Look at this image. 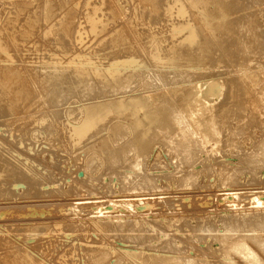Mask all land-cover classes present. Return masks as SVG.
<instances>
[{
	"label": "rangeland",
	"instance_id": "1",
	"mask_svg": "<svg viewBox=\"0 0 264 264\" xmlns=\"http://www.w3.org/2000/svg\"><path fill=\"white\" fill-rule=\"evenodd\" d=\"M50 1H52L53 3L52 2L50 3ZM64 1H65L66 6L64 5ZM79 1L80 3L82 2L81 4L84 5L83 7L82 5H80V7L78 8ZM104 1L105 0H102V1L61 0V3H59L60 0L59 1L57 0H36V1L35 0L33 1L32 0H0V43H1L0 51H1V54L4 52L2 56L0 54V61L2 62V63L0 62L2 64V65L0 64V67H1L0 72L2 71L3 68H7V67L9 69L12 68L13 70V68L18 64L14 68L13 71L15 75L17 76L16 77L17 81L19 78V82L21 86H23L22 88L24 89L25 87L28 93L27 100L26 101L24 100L25 102L24 101H22V103L19 102V104L15 108H11L10 106L11 95L6 94L4 88L0 85L1 87L0 89V115L2 114L0 116V125H1L0 126V152H1L0 153V163L1 162L4 164L13 163L12 164L13 168L17 169L15 170L16 174L13 172L15 175H13V177H11L12 176L11 175L10 178L8 177L5 184H3V178H0V180H2L0 182V213L2 212L0 215L1 216L0 217V264H20L19 258H18L19 255L20 254L24 255L27 253H29L30 256L33 258L32 262H35V263L46 262V264H75V262L77 264L78 263L79 264H98L96 258L103 257V256H104V262H103L104 264H136V263L137 264H156L157 259L161 257L178 258L184 261L185 259H188L189 261L187 260L188 262L185 264H190V262H197L198 264H249L244 259L242 254H239L238 252H233L231 250L233 245L238 244L239 242H241L242 239H244V242L251 249L253 254H255L258 257L259 261L261 262L260 264H264V238H263L264 235H262L264 234V206L259 208V210L257 209L254 210L255 207L252 202V199L255 197V195L256 197H258V199L260 198L261 201L264 200V196H263L264 193L261 194L262 192H264V188H263L264 187V25H263L264 24V16H263L264 11H262L264 10V0H226V1L219 0V1H222L225 5H227L226 7L227 30L214 32L213 41L216 43H223L222 41L226 42L225 44L227 46L226 48L227 50L224 53H222L221 51H219V49L215 45L214 46L212 45L210 47V54H212L211 59L209 60L208 63H206V65L200 68H196V67H192L188 65V63H185L186 61L183 60L184 62L181 61L179 63L180 65L175 66L170 69H167V68L164 69L163 66L157 65V63L150 60L149 57L144 52L142 53L141 51H138V48L135 45L138 44L139 42L140 43L142 42V44L143 43L146 44L149 40H154L156 42H159L160 45L170 46L171 43L175 41L173 39L175 36L173 32V27L176 25L177 22L178 24H180L181 21L183 23L184 21H186L185 23H190L193 25L195 24V26L198 25L197 20H199V17H197V15L200 16V13H199L200 6L199 7L196 6L197 8L194 6L191 7L186 0L183 2H181L182 0L180 1L179 0H169V2L168 0H157V1L156 0H150V1L137 0V2L135 0L134 1L132 0L133 1L132 4L130 3L129 0H126V1L117 0V2L116 0H106L105 2ZM114 1L119 7L118 15L111 13L112 11L111 6H112V2ZM118 1H119V4H118ZM122 1H124V3ZM127 1H129V3H127ZM159 1L164 4H160ZM204 1L206 4L208 3L207 7H210L211 9H213V3L215 2V0H211V1L210 0H200L199 2H204ZM235 1H237L238 4ZM22 2H26V5H25L26 8L23 5H20ZM42 2L45 7H49V13H50L49 17L50 18L47 20L43 18L44 17L43 10L45 7L43 6ZM146 2L148 4L150 2V5L152 3L153 6L155 5V7L154 8H152V6L149 7V5ZM185 2H187V4ZM32 3L34 4L33 6H35V8H33ZM101 4H102V7H101ZM139 4L140 5L142 4L141 7H139L140 6ZM168 4L171 5L172 8L168 6ZM230 4L231 6H229ZM132 5L134 7L136 5V7L133 8ZM143 5H144V8H143ZM161 5H165L166 8ZM257 5H258L257 7L258 9L256 8ZM107 6H108V9L106 8ZM185 6H187L186 8L188 9L185 10L184 9ZM50 7H51V10H50ZM98 7L101 9H99ZM122 7H125V9L124 8L122 9ZM174 7H175V10L173 9ZM83 8L85 10H83ZM127 8L128 10H126ZM130 8L131 9L133 8V9L131 10ZM136 8L137 10H141V11L137 12ZM161 8L163 10V13L161 11ZM232 8L233 9L235 8V10H233ZM52 9H53V12H51ZM147 9H149L150 11L152 9L154 11L155 9H157L158 11L156 10L157 11L156 13L152 10L151 12L152 13L154 12V14H152L151 12L147 11ZM177 9L178 11L181 9L182 14L179 13ZM29 10L31 12H29ZM197 10H198V14H197ZM92 11H93V14H92ZM97 11L100 14L99 13L97 14ZM144 11H147V12H144ZM13 12H15L17 15ZM106 12L109 13V15ZM122 12L123 13L125 12V13L123 14ZM135 12L137 14H139L140 12V15L143 13L141 16L144 19L140 18L141 19L140 20L139 17L141 16L137 15ZM64 13L66 14L67 17L65 16ZM85 13L87 16L85 15ZM150 13H151V16H150ZM173 13L174 14L176 13V14L174 15ZM259 13L262 15H260ZM71 14L74 16L72 17ZM103 14L106 16H103ZM95 15L97 17H95ZM107 15L111 17V19ZM130 16H131V19H129ZM187 16H191V17H187ZM62 17L64 18V20L62 19ZM85 17H89V18L95 17L94 19L96 20L100 19L103 22H106V20L108 19L107 20L108 24H111V21H113L112 22L114 24L113 28H115L116 26H119V28L116 27V29L118 30L115 29L114 31L113 30L111 31L112 27L110 25L111 28L109 27L107 30L105 29L106 31L105 30L101 31L102 33L106 32L105 34L103 33V35L100 31L98 32L97 30L91 31L90 33V30H89L90 28H87L88 25L86 23V19H84ZM152 17H153V21L151 20ZM104 18L105 19L107 18V19L105 20ZM156 18L160 20H156ZM171 18L173 19L171 20ZM37 19L38 20L40 19V20L38 21ZM128 19L130 21H128ZM136 19L138 20V22ZM164 19L165 21H163ZM31 20L37 21V22L35 21L36 24L35 22L34 24H32L33 27L32 25H29V22ZM144 20L146 22H144ZM174 20H175V23H174ZM139 21L143 23H140ZM157 21H159L160 23ZM242 21L245 23V25ZM62 22L63 24L64 22L65 24H68L70 33L65 34V32H63ZM82 22H84L85 24ZM134 22H135V25L133 26ZM163 22H165V25L163 24ZM249 22H250L251 28L253 29V35L255 34L256 36L258 34L256 36L257 39H255L256 43L254 44L253 43L248 44L250 40L247 42V40L250 39L249 37L250 35L248 32L250 30V29L248 30ZM78 23H82V26L81 24L79 26ZM18 24L21 25V27ZM37 24L38 26H36ZM156 24L158 26H156ZM170 24H172L173 26ZM51 25H53V27ZM85 25L87 26L85 27ZM142 25H144V28H141L143 27ZM43 26H44V29H43ZM75 26H77V29ZM129 26L132 28V31H131L132 41L130 40V38H128V40L126 39L124 41L125 44L123 43L125 48L121 47L123 45L112 48L113 44L110 41L111 35L113 36L117 31L121 32L122 29L125 30ZM147 26H149V28ZM81 27H83L84 29ZM150 27H153L152 31H150L151 30ZM242 27L243 29H240ZM31 28L33 30H31ZM80 28H81V31H80ZM138 28H140L141 30L139 29V31H136L138 30ZM46 29H47V32H45ZM73 29L75 30L77 35L76 33L74 34ZM256 29L258 30V32ZM49 30H51V32H49ZM164 30L166 33L164 32ZM19 31L21 32L19 33ZM82 31H85V32H83L82 33L83 35L81 34L82 37H80L79 36L80 34H78V32L81 33ZM233 31H235V33ZM24 32L25 33L27 32V34H25ZM92 32H95V35L97 37L94 36V33ZM107 32L109 34H107ZM158 32H161V33H159L158 35ZM72 33L74 35H72ZM91 34L93 36L91 38L93 39L88 37ZM97 34L100 35V38ZM145 34L147 35L145 36ZM239 34L241 35L239 36ZM203 35L204 34L202 33L201 38H200L202 41H204ZM71 36H74L75 38L74 37L71 38ZM77 36L79 40L81 38V42L78 40ZM139 36L143 37V38L141 37L143 41H140L141 39ZM241 36L242 37L244 36L243 38L245 40ZM165 37H167L168 39ZM82 38L84 40H82ZM135 38L137 39L138 42L135 41ZM227 38L229 41L227 40ZM238 38H242V40L247 42L246 46L248 50L246 49V46L237 47V45L236 46L234 45V42ZM25 39L29 42V44H26L27 41ZM95 39L97 40L99 39L98 42L95 41V43L97 42L98 45L94 43ZM24 41H26L25 45L22 44V42L24 43ZM90 41L92 42L90 43ZM102 41L104 43L106 42L105 45ZM63 42L66 45H63ZM74 42L76 43L78 42L77 44L79 46L75 44ZM127 42H128V46H127ZM79 43H81V45ZM49 44L53 46H50ZM73 44H75V46ZM97 46L99 48L95 50ZM105 46L108 47V49ZM230 46H233V47L231 48ZM2 47H4L3 51L1 50ZM7 47H8V50H7ZM73 48L77 50L75 51ZM85 48L88 50H86ZM109 49L113 51V53ZM129 50H131V52ZM180 50H181L180 52H182L183 55H186L188 53V51L186 50H183V49H180ZM5 51H7L8 53L7 52L5 53ZM249 51L250 53H248ZM46 52H48L50 55L47 54ZM132 52L134 53L132 54ZM59 53L63 55H60ZM81 53L84 56H80ZM84 53H89V54H84ZM102 53L103 55H101ZM234 53L236 55H234ZM44 54L48 55L49 58L48 56H45ZM92 54L93 55L96 54L95 58L97 57V59H99L98 57L101 56L100 62L99 60L94 61L95 59L92 57L93 56ZM113 54L117 56L115 57ZM249 54H251L250 57H249ZM64 55L69 58L65 57ZM74 55L76 57H74ZM86 55L87 56L90 55V56L87 58ZM130 57L131 58L133 57V58L131 59ZM4 58H7V59L5 60ZM8 58L10 61L11 60L12 61L10 62ZM62 58H64V61L62 60ZM82 58H84V60ZM89 58H92L90 59L91 61L87 60ZM141 58H143L142 61H141ZM221 58L223 59V61ZM80 59H81V62H80ZM124 59L126 60L123 63ZM3 60H5L6 63ZM104 60H106L107 62ZM127 61L128 63L133 62V65L140 67L142 70L137 72L138 74L137 73L134 74V79H132L133 83H131L126 89L135 88V92H139V93L147 91V90H149L150 92H157L154 95V98L156 99L154 102H155V105L160 108L167 107L169 106V104H171L169 100L171 99L172 94L167 95L165 93L166 94L165 95L164 94L165 87L171 85L172 83H181L182 81H192V79L193 81L195 80L200 81V79L203 80L204 78L203 81L207 82L206 84L210 86L213 90H215L214 91L215 93L213 96V105H215V109L217 110V112L215 113V115L217 116V120L219 119L218 121L222 123H225L226 121L227 123V124L226 123L224 124L225 127L220 126V128L222 127L224 128L220 129L221 130L219 131L220 135L218 134L217 140H214L211 137H205L203 135L200 137L196 135L195 137V135L192 134L191 129H189L190 127L189 128L185 127L186 125L184 124V122L179 121L178 119L172 120L173 124L171 125L178 127V130L173 131L174 133L172 134L167 133L170 131H167L164 129V130H161L160 134L155 133L152 135L151 134L141 135L142 131L140 130L142 129L138 127L137 130H134L133 125H131L128 122L127 118L126 119H114L118 123L124 124V126L116 127L114 124H109V121L113 119L112 118L113 116L114 117L120 116L119 113L113 110L110 116L108 117V119L106 120V122H103L95 130L91 131L81 141V143L77 145H73L72 139L69 137L68 132L66 130L69 129L72 123L74 124L75 122H77V119H79L78 117L82 115L81 109L79 110V108H81V105L83 104V102L91 101L93 100L92 98H94V100H96V98L104 100V98L106 99V97L112 96L111 94H109L112 91L106 88H103V85L95 81V83H92V86L90 84L87 87L85 85L79 86L77 88L70 87L69 89H67L69 91V94L67 95L69 96L67 95L66 96L62 95L63 97L53 96L47 91H45L44 89H42L35 82V80L30 75H28L27 72L25 71V70H30V69H39V68L41 69V68H44L46 64L47 65L45 68H49V67L51 68L55 66L56 67L57 66L58 67H70V66L75 67V65L76 67L85 66L86 64H88V62H89L88 64L89 66L96 65V64L97 65H106V64L108 65L109 63L110 64H120V63L126 64ZM63 62L66 64H64ZM72 63H74L73 66H72ZM12 65L14 66L12 67ZM176 67L177 68L179 67V68L176 69ZM16 68H18L19 70ZM23 68L24 69L26 68V69L24 70ZM157 68H159L158 73H157L158 71ZM243 69L253 72L256 75H259V77L257 76V79L261 81L259 82L256 79L258 82L251 83L252 81L249 82V80L245 82L246 79L244 78L243 80H241L240 74L242 73ZM204 70L205 72H203ZM149 71L150 73H148ZM178 71L180 73L179 75H178ZM143 72H145L146 74ZM138 75L142 76V77L140 76L141 79L139 78ZM153 75H154V78H153ZM226 77H227V80H225ZM164 78H167L165 79V81L168 84L164 82L163 80ZM159 79L161 80V82H159L160 81ZM152 80L155 81L156 83H152ZM219 80L223 81L221 85L219 84ZM33 81L35 84L33 83ZM224 82L226 85L224 84ZM139 83H141L140 86H139ZM254 83L255 84L257 83L256 84L257 87H258V84L260 86L262 85V89L260 88V86L258 88L254 87L255 86ZM20 84H11L10 89L13 90V93L14 91L18 89L17 85L19 86ZM150 85L154 89H151ZM157 85L160 86V88H158ZM161 85H163L162 88H161ZM251 85L252 87H250ZM13 87L14 88L16 87V88L14 89ZM249 88L252 90L256 89L255 91H259L262 94L263 98L261 99V104L259 102L260 109L257 111L254 110V105L250 104L251 101H249L248 97L246 96L245 90L247 91L249 90ZM73 89L74 90L76 89V90L74 91ZM126 89L124 88L120 92L122 91L124 92L126 91ZM234 89H235V93H234ZM36 91L41 92L43 95L47 96L46 97L47 100L45 101V103L39 102L37 104H30V101H32L33 98H35V95L37 94ZM78 91H79L80 96L77 95ZM239 91L241 93H239ZM242 91L244 92V94ZM120 92L116 91L115 93H120ZM64 94H66L65 91H64ZM239 94H241V96ZM88 96L89 97L91 96V98H89ZM59 97L65 103L64 102L62 103ZM64 97L66 98V100H64ZM73 97H76V101ZM72 98H73V101H72ZM78 98L80 102L77 100ZM241 98H243L244 101ZM220 99H223V101L221 100L220 102L219 101ZM234 101L236 102L234 103ZM67 102L69 105L67 104ZM73 102H76L77 105L76 103H73ZM219 105L220 107H218ZM221 108H222V111H220ZM47 113H48V116H47ZM246 113H247V118H245ZM13 114H14V117L12 116ZM68 115L70 117H68ZM21 116H23L24 118H22ZM76 116L77 118H75ZM47 119L49 120V122ZM17 121H18V124H17ZM55 122H58V123H55ZM161 125L163 126V123L157 124L154 127V129H158V127ZM57 126L58 127L60 126V127L58 128ZM52 131L55 134L56 133L58 134L55 135ZM186 134H188L187 135L188 137L186 136ZM221 134H223L222 135L223 137L221 136ZM26 135L30 138H28ZM8 137H13V138L8 139ZM19 138L21 141L19 140ZM123 138H125V140ZM102 139H105L106 141L102 142L101 141ZM136 140L137 141L139 140L150 141V144H152L151 146L153 148V151L155 150V152L149 155V158L148 156H146L143 159H138V156L132 155L126 159L127 164L137 163L138 165H140V168L135 169L133 168V166L132 167L131 166L122 167V165L119 164L120 160L115 159L114 161H111L109 159L110 154L106 153V149L104 148L105 144L108 145V144H111L112 142H115V143L120 142V146L124 145L125 147H127L128 142H135ZM221 141H222V145L220 144ZM236 143L237 145H235ZM158 147H160L159 148L160 150L157 149ZM210 147L211 149H209ZM7 148L8 150H6ZM14 150L17 151L18 154L17 152H14ZM115 151L119 152V150H115ZM25 158L26 159L28 158V160L29 159L30 160L28 161ZM11 159H14V160H11ZM181 160L183 163L180 162ZM18 169L28 171L29 178L25 179V177H22ZM246 169L248 170L246 171ZM17 176H19V178ZM36 176L40 177L41 180H39L40 178ZM142 178L148 181L149 185L147 187H149L151 190H146V192H143L145 188L143 187L139 188L136 186L135 181L137 179H142ZM17 181L19 183H22L21 184L22 186L18 190L16 189L17 191L16 190L13 191L12 188L8 187V182H17ZM152 183L154 184V186ZM6 187L7 189H12V191H10L12 193L11 194L8 193L9 194L8 196L7 195L5 196L4 194L5 191L6 192L8 191V190H5ZM14 192H17V193L13 194ZM233 192L236 193L238 199L232 198L230 194ZM6 199L7 200L9 199V200L7 201ZM141 199L146 200V201H142L141 204L147 203V201L150 203L151 201L150 205L147 206L146 208L143 207V205H141L139 202V200ZM15 201L18 203H16ZM251 202L253 205L251 204ZM3 203H6V204L4 205ZM74 203H78V204L80 203V205L74 208L73 207ZM14 206L17 207V210L13 209ZM8 207L12 209L10 208L8 209ZM33 207L38 208L37 210L39 212H40L39 208L40 209L42 208V210H44L45 213L43 212L39 213ZM26 210L30 211L33 216H29V212H27ZM34 210L38 214L34 212L36 214L34 215L33 214ZM241 211L244 213H242ZM25 213L28 216L27 215L25 216ZM19 214H21L22 216ZM39 214H43V215L39 216ZM244 215L246 216L244 217ZM254 218H259V219L254 220ZM33 223L34 225L32 226ZM34 226L37 228L36 231L31 232L27 230L29 227H34ZM40 232L42 234H40ZM254 232L255 233L261 232L260 237L253 235ZM30 233H33L34 235L36 234V236ZM231 233H236V236L230 235ZM27 235L29 236L31 235L32 238L27 237ZM249 235L250 236L252 235V236L250 237ZM19 241L21 242L23 241L22 242L23 244H20ZM260 241H262V245L257 244V242H260ZM168 242L170 244H168ZM63 245L66 247H64ZM27 246H28V249H27ZM10 249L12 251L14 250L15 252L14 251L12 252ZM72 249H75V250H72ZM29 254L27 255L29 256ZM38 256H40L41 258ZM12 258L13 260H11ZM47 259L49 260V262H47L48 261ZM150 260L151 262H149Z\"/></svg>",
	"mask_w": 264,
	"mask_h": 264
},
{
	"label": "bare ground",
	"instance_id": "2",
	"mask_svg": "<svg viewBox=\"0 0 264 264\" xmlns=\"http://www.w3.org/2000/svg\"><path fill=\"white\" fill-rule=\"evenodd\" d=\"M33 1V0H32ZM36 1V0H35ZM57 1H59V0H57ZM98 1H102V0H98ZM106 1V0H105ZM104 1V2H105ZM120 1V0H119ZM119 1H118V4H119ZM126 1V0H125ZM130 1V3L132 4V2L134 1H132V0H129ZM129 1H127V3H129ZM136 2H137V0H135ZM143 1V0H142ZM146 1H150V0H146ZM157 1V0H156ZM180 1V0H179ZM183 1H185V0H182L181 2H183ZM187 2H188V4L192 7V6H194V7H196V6H200V8H199V13H200V16L199 15H197V17H199V20H197L198 21V25L197 26H195V24L193 25V24H190V23H185L186 21H184V23L181 21H179L180 22V24H178V22L176 23V25L173 27V32H174V42H172V40H171V45L170 46H163V45H160L159 44V42H156V41H154V40H149L146 44H142V42L139 44H136L135 46L138 48V51H141L142 53L144 52L148 57H149V59L150 60H152L153 62H155V63H157V65H159V66H163L164 67V69L165 68H167V69H170V68H173V67H175V66H178V65H180L179 63L181 62V61H183V60H185L186 62L185 63H188V65H190V66H192V67H196V68H200V67H202V66H204V65H206V63H208L209 62V60L211 59V55L212 54H210V47L213 45H215L218 49H219V51H221L222 53H224L227 49V46H226V42H224V41H222L223 43H216V42H214L213 41V34H214V32H219V31H225V30H227V25H226V21H227V11H226V7H227V5H225L222 1H219V0H215V2L213 3V9H211L210 7H207L208 5V3L206 4L205 3V1L204 2H199L200 0H186ZM211 1V0H210ZM226 1V0H225ZM44 2V1H43ZM43 2H42V4H43ZM46 2V1H45ZM52 1H50V3H51ZM71 2V1H70ZM116 2H117V0H116ZM123 3H124V1H122ZM160 2V1H159ZM158 2V3H159ZM164 2V1H163ZM168 2H169V0H168ZM187 2H185L186 4H187ZM207 2V1H206ZM234 2V1H233ZM236 3H237V1H235ZM239 2V1H238ZM31 3V2H30ZM49 3V4H50ZM53 3V2H52ZM59 3H61V0H60V2ZM82 3V2H81ZM80 3V1H79V6H78V8L80 7V5H82ZM84 3V2H83ZM89 3H90V1H89ZM94 3H96V2H94ZM100 3V2H99ZM121 3V2H120ZM139 3V2H138ZM142 3V2H141ZM147 3V2H146ZM145 3V4H146ZM152 3H153V1H152ZM151 3V5H150V2H149V7H151L152 6V8H154L155 7V5L153 6V4ZM156 3V2H155ZM154 3V4H155ZM172 3H173V1H172ZM202 3V4H201ZM228 3V2H227ZM235 3V4H236ZM42 4H41V6H42ZM57 4V3H56ZM77 4H78V2H77ZM137 4V3H136ZM160 4H164V3H161L160 2ZM159 4V5H160ZM167 4V3H166ZM185 4V5H186ZM210 4V3H209ZM238 4V3H237ZM20 5H23L24 7H25V5H26V2H22ZM19 5V6H20ZM34 4L32 3V6H33ZM37 5V4H36ZM64 5L66 6V4H65V1H64ZM76 5V4H75ZM87 5V4H86ZM89 5V4H88ZM94 5V4H93ZM140 5V4H139ZM142 5V4H141ZM141 5L139 6V7H141ZM158 5V4H157ZM261 5V4H260ZM259 5V6H260ZM31 6V5H30ZM43 6H44V4H43ZM46 6H47V4H46ZM68 6H69V4H68ZM67 6V7H68ZM71 6V5H70ZM84 5H82V7H83ZM95 6H96V4H95ZM124 6H125V4H124ZM127 6H128V4H127ZM126 6V7H127ZM133 6V5H132ZM161 6H164L165 7V5H161ZM168 6H170L171 7V5H169L168 4ZM179 6V5H178ZM181 6H182V4H181ZM189 6V7H190ZM229 6H231V4L229 5ZM237 6V5H236ZM240 6V5H239ZM28 7V6H27ZM45 7V6H44ZM91 7V6H90ZM89 7V8H90ZM101 7H102V4H101ZM104 7V6H103ZM112 11H111V13H114V14H117L118 15V13H119V7H118V5L115 3V1L114 2H112ZM135 7H136V5H135ZM134 6H133V8H135ZM147 7V6H146ZM148 7V8H149ZM163 7V8H164ZM177 7V6H176ZM187 6H185L184 7V9L186 10V9H188V8H186ZM190 7V8H191ZM235 7V6H234ZM258 7V5L256 6V8ZM26 8V7H25ZM33 8H35V6H33ZM56 8V7H55ZM76 8H77V6H76ZM86 8V7H85ZM88 8V9H89ZM99 8V7H98ZM98 8H96V9H98ZM107 9H108V6L106 7ZM125 9V7H122V9ZM132 8V9H133ZM143 8H144V5H143ZM142 8V9H143ZM160 8V7H159ZM166 8V7H165ZM172 8V7H171ZM178 8V7H177ZM180 8V7H179ZM197 8V7H196ZM229 8V7H228ZM23 9V8H22ZM61 9V8H60ZM63 9V8H62ZM99 9H101V8H99ZM103 9V8H102ZM105 9V8H104ZM121 9V8H120ZM121 9V10H122ZM131 9V8H130ZM131 9V10H132ZM139 9V8H138ZM174 10H175V7L173 8ZM172 9V10H173ZM233 9V8H232ZM251 9H252V7H251ZM254 9H255V7H254ZM258 9V8H257ZM31 10V9H30ZM29 10V12H31ZM38 10V9H37ZM50 10H51V7H50ZM56 10V9H55ZM65 10V9H64ZM63 10V11H64ZM69 10H70V8H69ZM83 10H85L84 8H83ZM93 10V9H92ZM95 10V9H94ZM126 10H128V8L126 9ZM135 10V9H134ZM136 10H137V8H136ZM145 10V9H144ZM153 10V9H152ZM151 10V11H152ZM157 9H155V11L154 12H156L157 13V11H156ZM229 10V9H228ZM233 10H235V8L233 9ZM238 10V9H237ZM260 10V9H259ZM10 11V10H9ZM34 11V10H33ZM44 12V17L43 18H45L46 20L47 19H49L50 17H49V15H50V13H49V7H45L44 8V10H43ZM125 11V10H124ZM138 11H141V10H137V12ZM147 11H149V12H151L149 9H147ZM147 11H144V12H147ZM161 11H162V13H163V10H162V8H161ZM177 11H178V9H177ZM187 11H189V10H187ZM196 11V10H195ZM254 11H256V10H254ZM261 11V10H260ZM262 11H264V10H262ZM35 12V11H34ZM42 12V11H41ZM40 12V13H41ZM51 12H53V9H52V11ZM59 12V11H58ZM62 12V11H61ZM67 12V11H66ZM77 12V11H76ZM86 12V11H85ZM103 12V11H102ZM132 12V11H131ZM143 12V11H142ZM141 12V13H142ZM154 12L152 13V14H154ZM179 13H181L182 14V12H181V9L178 11ZM177 12V13H178ZM232 12V11H231ZM237 12H239V11H237ZM13 13H15V12H13ZM25 13V12H24ZM70 13V12H69ZM88 13V12H87ZM95 13V12H94ZM99 12L97 11V14H98ZM104 13V12H103ZM107 13V12H106ZM120 13H121V11H120ZM123 13V12H122ZM125 13V12H124ZM123 13V14H124ZM127 13V12H126ZM136 13V12H135ZM134 13V14H135ZM151 13H150V16H151ZM159 13V12H158ZM162 13H160V14H162ZM185 13V12H184ZM235 13V12H234ZM256 13H258V12H256ZM262 13V12H261ZM16 14V13H15ZM30 14V13H29ZM28 14V15H29ZM39 14V13H38ZM54 14V13H53ZM59 14V13H58ZM61 14V13H60ZM65 14V13H64ZM82 14V13H81ZM84 14V13H83ZM90 14V13H89ZM88 14V15H89ZM92 14H93V11H92ZM100 14V13H99ZM102 14V13H101ZM105 14V13H104ZM103 14V16H106V15H104ZM108 15H109V13H107ZM137 14V13H136ZM135 14V15H136ZM143 14V13H142ZM141 14V15H142ZM149 14V13H148ZM174 14V13H173ZM176 14V13H175ZM174 14V15H175ZM186 14V13H185ZM197 14H198V10H197ZM240 14V13H239ZM260 14V13H259ZM10 15H11V13H10ZM17 15V14H16ZM27 15V16H28ZM32 15V14H31ZM42 15V14H41ZM52 15V14H51ZM63 15V14H62ZM68 15V14H67ZM72 15V14H71ZM85 15H86V13H85ZM84 15V16H85ZM107 15V16H108ZM137 15H140V12H139V14H137ZM136 15V16H137ZM140 15V16H141ZM156 15V14H155ZM192 15H194V14H192ZM228 15H229V13H228ZM234 15H236V14H234ZM249 15H250V13H249ZM260 15H262V14H260ZM9 16V15H8ZM37 16V15H36ZM53 16V15H52ZM57 16V15H56ZM65 16H66V14H65ZM74 15H72V17H73ZM84 16H82V17H84ZM87 16V15H86ZM99 16V15H98ZM102 16V15H101ZM102 16V17H103ZM115 16V15H114ZM120 16V15H119ZM147 16V15H146ZM145 16V17H146ZM158 16V15H157ZM162 16V15H161ZM184 16V15H183ZM240 16V15H239ZM259 16V15H258ZM258 16H256V17H258ZM264 16V15H263ZM7 17V16H6ZM16 17V16H15ZM25 17V16H24ZM29 17V16H28ZM38 17V16H37ZM59 17V16H58ZM67 17V16H66ZM81 17V18H82ZM92 17V16H91ZM95 17H97L96 15H95ZM95 17H93V18H89V17H85L84 19H86V23H87V25H88V27L87 28H90L89 30H90V33H91V31H103V30H107L109 27H110V25H111V27L113 28V21H111V24H108V22H107V18L109 17H107L105 20H106V22H103V21H101L100 19H98V20H100V21H98V20H96V19H94ZM122 17V16H121ZM134 17V16H133ZM132 17V18H133ZM139 17V16H138ZM137 17V18H138ZM159 17H160V15H159ZM158 17V18H159ZM171 17H172V15H171ZM187 17H191V16H187ZM193 17V16H192ZM42 18V19H43ZM55 18V17H54ZM71 18V17H70ZM99 18V17H98ZM101 18V17H100ZM110 19H111V17H109ZM115 18V17H114ZM142 19L143 17L141 16V17H139V19ZM149 18V17H148ZM165 18V17H164ZM168 18V17H167ZM174 18V17H173ZM173 18H171V20L173 19ZM183 18V17H182ZM230 18V17H229ZM244 18V17H243ZM16 19V18H15ZM34 19V18H33ZM61 19V18H60ZM62 19L64 20V18L62 17ZM83 19V20H84ZM104 19H102V20H104ZM129 19H131V16L129 17ZM128 19V21H130ZM140 19V20H141ZM144 19V18H143ZM150 19V18H149ZM148 19V20H149ZM161 19H162V17H161ZM170 19V18H169ZM186 19V18H185ZM191 19V18H190ZM195 19H196V17H195ZM21 20V19H20ZM26 20V19H25ZM38 20V19H37ZM40 20V19H39ZM38 20V21H39ZM52 20V19H51ZM59 20V19H58ZM71 20V19H70ZM82 20V19H81ZM137 20V19H136ZM145 20H146V18H145ZM144 20V22H146ZM147 20V21H148ZM152 21H153V17H152V19H151ZM156 20H160V19H157L156 18ZM168 20V19H167ZM194 20V19H193ZM233 20V19H232ZM22 21V20H21ZM20 21V22H21ZM23 21H24V19H23ZM29 21V20H28ZM36 20H31L30 22H29V25H32V24H34V22H35ZM53 21V20H52ZM55 21V20H54ZM61 21V20H60ZM125 21V20H124ZM127 21V20H126ZM135 21V20H134ZM150 21V20H149ZM154 21H155V19H154ZM162 21V20H161ZM163 21H165V19L163 20ZM239 21V20H238ZM247 21V20H246ZM252 21V20H251ZM15 22V21H14ZM13 22V23H14ZM37 22V21H36ZM36 22H35V24H36ZM42 22V21H41ZM45 22V21H44ZM48 22V21H47ZM50 22V21H49ZM137 22H138V20H137ZM140 22V21H139ZM157 22H159V21H157ZM167 22V21H166ZM187 22H188V20H187ZM243 22V21H242ZM10 23V22H9ZM39 23V22H38ZM58 23V22H57ZM68 23V22H67ZM82 23H84V22H82ZM82 23H78V25L80 26V24H81V26H82ZM116 23V22H115ZM140 23H143V22H140ZM155 23H156V21H155ZM160 23V22H159ZM171 23V22H170ZM173 23V22H172ZM174 23H175V20H174ZM173 23V24H174ZM244 23V22H243ZM243 23H241V24H243ZM17 24V23H16ZM53 24H54V22H53ZM61 24V23H60ZM70 24V23H69ZM85 24V23H84ZM84 24H83V26H84ZM145 24V23H144ZM152 24V23H151ZM163 24L165 25V22H163ZM240 24V23H239ZM13 25V24H12ZM19 25V24H18ZM48 25V24H47ZM87 25H85V27L87 26ZM119 25V24H118ZM123 25V24H122ZM135 25V22H134V24H133V26ZM141 25V24H140ZM139 25V26H140ZM154 25V24H153ZM170 25H172V24H170ZM234 25V24H233ZM244 25H245V23H244ZM264 25V24H263ZM16 26V25H15ZM20 27H21V25H19ZM36 26H38V24L36 25ZM52 27H53V25H51ZM51 26H49V27H51ZM143 27H141V28H144V25H142ZM150 26H152V25H150ZM156 26H158L157 24H156ZM156 26H155V28H156ZM159 26H160V24H159ZM173 26V25H172ZM246 26H247V24H246ZM27 27V26H26ZM29 27V26H28ZM32 27H33V25H32ZM76 27V29H77V26H75ZM110 27V28H111ZM117 28H119V26H116ZM116 27L115 28H111V31L113 30H115L116 29ZM148 28H149V26H147ZM154 27V26H153ZM153 27H150V31H152L153 30ZM230 27H232V26H230ZM239 27V26H238ZM249 28H248V32H249V37H250V39H248L247 40V42L250 40V42H248V44H254V43H256L255 42V39H257L256 38V36L258 35H256L255 36V34L253 35V29L251 28V26H250V22H249V26H248ZM8 28V27H7ZM60 28H61V26H60ZM71 28V27H70ZM79 28V27H78ZM81 28H83V27H81ZM81 28H80V31H81ZM121 28V27H120ZM123 28V27H122ZM145 28H146V26H145ZM170 28V27H169ZM198 28V29H197ZM229 28V27H228ZM21 29V28H20ZM29 29V28H28ZM43 29H44V26H43ZM43 29H42V31H43ZM84 29V28H83ZM139 29L140 28H138V30H136V31H139ZM231 29V28H230ZM233 29V28H232ZM240 29H243V27L242 28H240ZM258 29V28H257ZM256 29V30H257ZM16 30H17V28H16ZM25 30V29H24ZM31 30H33L32 28H31ZM30 30V31H31ZM55 30V29H54ZM59 30V29H58ZM61 30V29H60ZM62 30H63V32H65V34L66 33H70V31H69V28H68V24H65V22H64V24H63V22H62ZM88 30V31H89ZM105 30V31H106ZM116 30H118V29H116ZM141 30V29H140ZM148 30V29H147ZM167 30V29H166ZM170 30V29H169ZM236 30V29H235ZM263 30V29H262ZM73 31H74V34L76 33L75 32V30L73 29ZM77 31V30H76ZM79 31V32H80ZM132 28L129 26V27H127L125 30H123L122 29V31L120 32V31H117L113 36L111 35V39H110V41L112 42V44H113V46H112V48H114V47H117V46H120V45H123V43H124V41L127 39L128 40V38H130V40L132 41ZM135 31V32H136ZM242 31V30H241ZM240 31V32H241ZM21 31H19V33H20ZM45 32H47V29H46V31ZM49 32H51V30H49ZM56 32V31H55ZM58 32V31H57ZM60 32H62V31H60ZM59 32V33H60ZM78 32V34H80L79 36L80 37H82L81 36V34L83 33V32H85V31H82L81 33H79ZM109 32V31H108ZM107 32V34H109ZM145 32V31H144ZM155 32V31H154ZM157 32V31H156ZM164 32H165V30H164ZM171 32V31H170ZM228 32H229V30H228ZM234 33H235V31H233ZM233 32H232V34H233ZM257 32H258V30H257ZM6 33V32H5ZM25 33V32H24ZM40 33V32H39ZM92 33H94V36H96L95 35V32H92ZM102 33V32H101ZM104 34L106 33V32H103ZM103 33H102V35H103ZM112 33V32H111ZM147 33V32H146ZM159 33H161V32H158V35H159ZM163 33V32H162ZM166 33V32H165ZM164 33V34H165ZM204 34L203 36V38H204V41H202L200 38H201V34ZM238 33V32H237ZM25 34H27V32L25 33ZM44 34V33H43ZM42 34V35H43ZM50 34V33H49ZM73 33H72V35H74ZM84 34H86V33H84ZM137 34V33H136ZM140 34H141V32H140ZM139 34V35H140ZM148 34V33H147ZM147 34H145V36L147 35ZM151 34V33H150ZM149 34V35H150ZM220 34V33H219ZM244 34V33H243ZM246 34V33H245ZM19 35V34H18ZM17 35V36H18ZM39 35V34H38ZM48 35V34H47ZM58 35V34H57ZM63 35H64V33H63ZM69 35V34H68ZM76 35H77V33H76ZM83 35V34H82ZM98 36H99V38H100V35L99 34H97ZM152 35V34H151ZM166 35V34H165ZM173 35V34H172ZM216 35V34H215ZM214 35V36H215ZM238 35V34H237ZM241 34H239V36H240ZM21 36V35H20ZM23 36V35H22ZM30 36V35H29ZM51 36V35H50ZM50 36H49V38H50ZM56 36V35H55ZM144 36V35H143ZM153 36V35H152ZM163 36V35H162ZM162 36H160V37H162ZM224 36H225V34H224ZM223 36V37H224ZM245 36V35H244ZM243 36V37H244ZM16 37V36H15ZM25 37V36H24ZM28 37V36H27ZM58 37V36H57ZM74 36H71V38H73ZM89 38H91V37H93L92 36V34L91 35H89L88 36ZM87 37V38H88ZM97 37V36H96ZM140 37V39H141V37L142 36H139ZM138 37V38H139ZM149 37V36H148ZM154 37V36H153ZM160 37H158V38H160ZM173 37V36H172ZM220 37V36H219ZM219 37H217V38H219ZM242 37V36H241ZM242 37V38H243ZM248 37V36H247ZM252 37V38H251ZM12 38V37H11ZM14 38V37H13ZM31 38H32V36H31ZM43 38H44V36H43ZM43 38H41V39H43ZM47 38V37H46ZM61 38V37H60ZM63 38V37H62ZM75 38V37H74ZM77 38H78V36H77ZM76 38V39H77ZM84 38H85V36H84ZM106 38H107V36H106ZM137 38V37H136ZM135 38V41H137V39ZM143 38V37H142ZM150 38H151V36H150ZM149 38V39H150ZM165 38H167V37H165ZM215 38V37H214ZM242 38H238V39H236V41L234 42V45L236 46L237 45V47L239 46V47H245L246 46V41H244V40H242ZM5 39V38H4ZM18 39V38H17ZM16 39V40H17ZM76 39H75V41H76ZM91 39H93V38H91ZM105 39V38H104ZM147 39V38H146ZM168 39V38H167ZM170 39H171V37H170ZM170 39H169V41H170ZM230 39V38H229ZM233 39V38H232ZM231 39V40H232ZM2 40V39H1ZM10 40V39H9ZM24 40V39H23ZM23 40H21V41H23ZM26 40V39H25ZM63 40V39H62ZM74 40V39H73ZM72 40V41H73ZM78 40H79V38H78ZM82 40H84L83 38H82ZM101 40V39H100ZM106 40V39H105ZM139 40V39H138ZM216 40V39H215ZM227 40H228V38H227ZM20 41V42H21ZM27 41V40H26ZM26 41H24V43L22 42V44H24L25 45V42ZM51 41V40H50ZM70 41V40H69ZM80 42H81V38H80V40H79ZM78 41V42H79ZM95 41H99V39L97 40V39H95L94 40V43H95ZM140 41H143V39H141ZM229 41V40H228ZM12 42V41H11ZM19 42V41H18ZM28 42V41H27ZM26 42V44H29V42L27 43ZM59 42V41H58ZM77 42V43H78ZM92 41H90V43H91ZM97 42L95 43V44H97ZM103 42V41H102ZM129 42V41H128ZM128 42H127V46H128ZM138 42V41H137ZM168 42V41H167ZM68 43V42H67ZM70 43V42H69ZM73 43V42H72ZM75 44H77L76 42H74ZM104 43V42H103ZM102 43V44H103ZM106 43V42H105ZM105 43H104V45H105ZM109 43V42H108ZM229 43V42H228ZM1 44V43H0ZM6 44V43H5ZM55 44V43H54ZM75 44H73L74 46H75ZM80 45H81V43H79ZM93 44V43H92ZM99 44H100V42H99ZM110 44V43H109ZM108 44V45H109ZM111 44V45H112ZM125 44V43H124ZM130 44H131V42H130ZM168 44V43H167ZM169 44H170V42H169ZM225 44V45H224ZM50 45V44H49ZM58 45V44H57ZM56 45V46H57ZM63 45H66V44H64V42H63ZM78 45V44H77ZM89 45V44H88ZM98 45V44H97ZM228 45V44H227ZM231 45V44H230ZM3 46V45H2ZM37 46V45H36ZM50 46H53V45H50ZM73 46V47H74ZM79 46V45H78ZM131 46H132V44H131ZM226 46V47H225ZM258 46V45H257ZM4 47H5V45H4ZM4 47H2V51H3V49H4ZM16 47V46H15ZM24 47V46H23ZM59 47V46H58ZM62 47V46H61ZM67 47V46H66ZM81 47H83V46H81ZM86 47V46H85ZM91 47H92V45H91ZM102 47V46H101ZM106 47V46H105ZM110 47V46H109ZM121 47H124L125 48V46L123 45V46H121ZM231 48L233 47V46H230ZM251 47V46H250ZM253 47V46H252ZM1 48V47H0ZM99 47L97 46V48L95 49V48H93V49H95V50H97ZM104 48V47H103ZM102 48V49H103ZM107 49H108V47H106ZM111 48V49H112ZM53 49H54V47H53ZM70 49V48H69ZM74 49V48H73ZM84 49V48H83ZM86 49V48H85ZM118 49V48H117ZM120 49H122V48H120ZM126 49H127V47H126ZM126 49H124V50H126ZM129 49H130V47H129ZM133 49V48H132ZM180 49H183V50H186V51H188V53L186 54V55H183L182 54V52H180L181 50ZM215 49V48H214ZM239 49V48H238ZM246 49H247V46H246ZM255 49V48H254ZM6 50V49H5ZM7 50H8V47H7ZM50 50V49H49ZM75 50V49H74ZM77 50V49H76ZM75 50V51H76ZM86 50H88V49H86ZM110 50V49H109ZM248 50V49H247ZM42 51V50H41ZM40 51V52H41ZM52 51V50H51ZM79 51V50H78ZM81 51V50H80ZM83 51H85V50H83ZM83 51H82V53H83ZM90 51V50H89ZM91 51H92V49H91ZM105 51V50H104ZM111 51V50H110ZM116 51V50H115ZM119 51H121V50H119ZM130 52H131V50H129ZM218 51V52H219ZM229 51V50H228ZM227 51V52H228ZM231 51V50H230ZM7 51H5V53H6ZM10 52V51H9ZM50 52V51H49ZM58 52V51H57ZM112 53H113V51H111ZM110 52V53H111ZM124 52V51H123ZM241 52V51H240ZM245 52V51H244ZM252 52V51H251ZM4 53V52H3ZM2 53V54H3ZM8 53V52H7ZM43 53V52H42ZM47 54H49L48 52H46ZM52 53V52H51ZM56 53V52H55ZM55 53H53V54H55ZM64 53V52H63ZM80 53V52H79ZM78 53V54H79ZM82 53H81V55L80 56H84V55H82ZM95 53V52H94ZM100 53V52H99ZM105 53V52H104ZM134 52H132V54H133ZM186 53V52H185ZM238 53V52H237ZM248 53H250V51L248 52ZM248 53H247V55H248ZM0 54H1V51H0ZM2 54H1V56H2ZM60 55H63V54H61V53H59ZM66 54V53H65ZM75 54V53H74ZM77 54V53H76ZM84 54H89V53H84ZM106 54V53H105ZM107 54H108V52H107ZM137 54V53H136ZM139 54V53H138ZM230 54V53H229ZM244 54V53H243ZM254 54V53H253ZM42 55V54H41ZM45 55V54H44ZM50 55V54H49ZM52 55V54H51ZM57 55V54H56ZM67 55V54H66ZM93 55V54H92ZM91 55V56H92ZM96 55V54H95ZM95 55H93L92 57L95 59L94 61H96V60H99V62H100V57H98L99 59H97V57L95 58ZM101 55H103V53L101 54ZM114 55V54H113ZM126 55H128V54H126ZM219 55V54H218ZM217 55V56H218ZM231 55V54H230ZM234 55H236L235 53H234ZM246 55V54H245ZM250 55L251 54H249V57H250ZM8 56V55H7ZM10 56V55H9ZM14 56V55H13ZM45 56H48V55H45ZM53 56V55H52ZM65 56V55H64ZM69 56V55H68ZM87 56V55H86ZM90 56V55H89ZM89 56H87V58L89 57ZM105 56V55H104ZM109 56V55H108ZM115 56V55H114ZM117 56V55H116ZM115 56V57H116ZM137 56V55H136ZM139 56V55H138ZM244 56V55H243ZM12 57V56H11ZM11 57H10V59H11ZM42 57V56H41ZM51 57V56H50ZM58 57V56H57ZM65 57H67V56H65ZM74 57H76L75 55H74ZM79 57V56H78ZM118 57H120V56H118ZM126 57V56H125ZM135 57V56H134ZM140 57H141V55H140ZM219 57V56H218ZM226 57V56H225ZM1 58H3V57H1ZM48 58H49V56H48ZM67 58H69V57H67ZM70 58H71V56H70ZM81 58V57H80ZM131 58V57H130ZM133 58V57H132ZM131 58V59H132ZM232 58V57H231ZM238 58V57H237ZM247 58V57H246ZM5 60L7 59V58H4ZM53 59V58H52ZM75 59V58H74ZM83 60H84V58H82ZM85 59H86V57H85ZM90 59H92V58H89V59H87V60H89V61H91ZM104 59V58H103ZM109 59V58H108ZM119 59V58H118ZM130 59V60H131ZM140 59V58H139ZM142 59L143 58H141V61H142ZM147 59V58H146ZM148 59V60H149ZM222 59V58H221ZM249 59H251V58H249ZM5 60H3L4 62H5ZM8 60H9V58H8ZM16 60V59H15ZM38 60V59H37ZM36 60V61H37ZM49 60V59H48ZM48 60H47V62H48ZM62 60L64 61V58H62ZM68 60V59H67ZM72 60V59H71ZM82 60V61H83ZM86 60V61H87ZM125 60L126 59H124V61H123V63L125 62ZM137 60V59H136ZM228 60H229V58H228ZM240 60H241V58H240ZM239 60V61H240ZM10 61V60H9ZM12 61V60H11ZM10 61V62H11ZM35 61V62H36ZM41 61V60H40ZM58 61V60H57ZM79 61V60H78ZM94 61H93V63H94ZM104 61H106V60H104ZM109 61V60H108ZM119 61V60H118ZM121 61V60H120ZM222 61H223V59H222ZM1 62V61H0ZM3 62V63H4ZM44 62V61H43ZM66 62V61H65ZM68 62V61H67ZM74 62V61H73ZM75 62H76V60H75ZM80 62H81V59H80ZM84 62V61H83ZM102 62V61H101ZM107 62V61H106ZM145 62V61H144ZM149 62V61H148ZM152 62V63H153ZM184 62V61H183ZM214 62V61H213ZM229 62V61H228ZM2 63V62H1ZM0 63V64H1ZM6 63V62H5ZM14 63V62H13ZM16 63V62H15ZM39 63H41V62H39ZM46 63V62H45ZM44 63V64H45ZM55 63V62H54ZM64 63V62H63ZM86 63V62H85ZM92 63V62H91ZM96 63H98V62H96ZM95 63V64H96ZM110 63H111V61H110ZM106 64V65H92V66H89L88 64H89V62H88V64H86L85 66H77L76 67V65H75V67H56L55 65V67H49V68H45L46 67V65H45V67L44 68H39V69H30V70H25L24 68V70L27 72V74L28 75H30L34 80H35V82L42 88V89H44L45 91H47L48 93H50L51 95H53V96H62V95H64V96H66L67 94H69V91L67 90V89H69L70 87L72 88H77V87H79V86H82V85H85L86 87L88 86V85H90L91 84V86H92V83H95V81H97V82H99L101 85H103V88H106V89H108V90H111L112 92H110L109 94H111L112 96H108V97H106V99L104 98V100L103 99H97L96 98V100H94V98H92L93 100H91V101H88V102H83V104L81 105V108H79V110L81 109V113H82V115H80V117H78L79 119H77V122H75L74 124L72 123V125L69 127V129H67L66 131L68 132V135H69V137L72 139V142H73V145H77V144H79V143H81V141L91 132V131H93V130H95L99 125H101L103 122H106V120L108 119V117L110 116V114L112 113V111L114 110L115 112H117V113H119V115L120 116H118V117H112L113 119H111L110 121H109V124H114L116 127H119V126H124V124H122V123H118L116 120H114V119H126L127 118V120H128V122L131 124V125H133V127H134V130H137L138 129V127L140 128V129H142V130H140V131H142V133H141V135H145V134H155V133H161V130H167V131H170V132H167V133H170V134H172V133H174L173 131H176V130H178V127H175V126H172L171 124H173V122H172V120H174V119H178L179 121H182V122H184V124L186 125H184L185 127H187V128H189V129H191V131H192V134L193 135H195V137H196V135L197 136H205V137H211V138H213L214 140H217V138H218V134L220 135V133H219V131H221L220 129H222V128H224L225 126H224V124L226 123V121H225V123H222V122H220V121H218L217 120V116L215 115V113L217 112V110L215 109V105H213V96H214V91L215 90H213L210 86H208L206 83L207 82H205V81H203L204 80V78H203V80L202 79H200V81L198 80H195V81H193V79H192V81H182L181 83H170L171 85H169V86H167V87H165V91H164V94L166 93L167 95H170V94H172V96H171V99L169 100V102L171 103V104H169V106H167V107H163V108H160V107H158V106H156L155 105V98H154V95L157 93V92H150L149 90H147V91H144V92H141V93H139V92H135V88L134 89H130V88H128V89H126L131 83H133V81H132V79H134V74H136L137 72H139V71H141L142 69L140 68V67H138V66H136V65H133V62L132 63H128V61H127V63L126 64ZM141 63V62H140ZM143 63V62H142ZM152 63H151V65H152ZM216 63V62H215ZM233 63V62H232ZM49 64H51V63H49ZM49 64H48V66H49ZM56 64V63H55ZM64 64H66V63H64ZM70 64V63H69ZM73 64L74 63H72V66H73ZM81 64V63H80ZM79 64V65H80ZM105 64V63H104ZM139 64V63H138ZM145 64V63H144ZM2 65V64H1ZM18 65V64H17ZM16 65V66H17ZM53 65V64H52ZM58 65V64H57ZM78 65V64H77ZM82 65H84V64H82ZM88 65V66H87ZM91 65V64H90ZM146 65V64H145ZM156 65V64H155ZM210 65V64H209ZM215 65V64H214ZM14 65H12V67H13ZM15 66V67H16ZM40 66V65H39ZM60 66V65H59ZM69 66V65H68ZM148 66V65H147ZM14 67V68H15ZM21 67V66H20ZM38 67V66H37ZM43 67V66H42ZM149 67H150V65H149ZM1 68V67H0ZM14 68H13V70H14ZM19 68V67H18ZM18 68H16V69H18ZM160 68V67H159ZM159 68H157L158 69V71H157V73L159 72ZM179 68V67H178ZM177 67H176V69H178ZM183 68V67H182ZM211 68V67H210ZM20 69V68H19ZM18 69V70H19ZM22 69V68H21ZM161 69V68H160ZM215 69V68H214ZM12 70V68L11 69H9L8 67L7 68H3L2 69V71L0 72V85L4 88V90H5V93L6 94H10L11 95V99H10V106H11V108H15L18 104H19V102H21L22 103V101H26L27 100V90L25 89V87H24V89L22 88L23 86H21V84H20V82H19V78H18V81H17V79H16V75H15V73H14V71ZM23 70V71H24ZM155 70V69H154ZM213 70V69H212ZM21 71V70H20ZM22 71V72H23ZM24 71V72H25ZM191 71V70H190ZM197 71V70H196ZM200 71V70H199ZM206 71H208V70H206ZM23 72V73H24ZM154 72V71H153ZM167 72V71H166ZM172 72V71H171ZM176 72V71H175ZM174 72V73H175ZM194 72V71H193ZM202 72V71H201ZM203 72H205V70L203 71ZM212 72V71H211ZM143 73H145V72H143ZM148 73H150V71L148 72ZM155 73V72H154ZM163 73V72H162ZM165 73V72H164ZM173 73V74H174ZM197 73V72H196ZM207 73H209V72H207ZM18 74V73H17ZM22 74V73H21ZM26 74V75H27ZM138 74V73H137ZM146 74V73H145ZM144 74V75H145ZM169 74H171V73H169ZM180 73H179V71H178V75H179ZM187 74V73H186ZM199 74H201V73H199ZM203 74V73H202ZM205 74V73H204ZM24 75V74H23ZM27 75V76H28ZM143 75V76H144ZM194 75V74H193ZM198 75V74H197ZM25 76V75H24ZM139 76V75H138ZM141 76V75H140ZM140 76H139V78H140ZM148 76H149V74H148ZM150 76H152V75H150ZM187 76V75H186ZM222 76V75H221ZM257 76L259 77V75H256V74H254L253 72H250V71H247V70H245V69H243V71H242V73L240 74V78H241V80H243V78L244 79H246V81L245 82H247L248 80H249V82L250 81H252L251 83H253V82H258L259 81V79H257ZM142 77V76H141ZM218 77H220V76H218ZM25 78V77H24ZM145 78H146V76H145ZM153 78H154V75H153ZM170 78V77H169ZM198 78V77H197ZM197 78H195V79H197ZM32 79V80H33ZM141 79V78H140ZM143 79V78H142ZM151 79V78H150ZM165 79H167V78H164L163 80H164V82L166 83V81H165ZM220 79H222V78H220ZM239 79V78H238ZM258 81H257V80ZM23 80V79H22ZM30 80V79H29ZM139 80V79H138ZM146 80V79H145ZM160 80V79H159ZM169 80V79H168ZM225 80H227V77L225 78ZM224 80V81H225ZM132 81V82H131ZM147 81V80H146ZM145 81V82H146ZM171 81V80H170ZM261 81V80H260ZM259 81V82H260ZM19 82V83H18ZM28 82V81H27ZM141 82H142V80H141ZM159 82H161V80L159 81ZM223 81L222 80H219V84L221 85V83H222ZM22 83V82H21ZM33 83H34V81H33ZM152 83H156L155 81H153L152 80ZM162 83H163V81H162ZM161 83V84H162ZM11 84H20L19 86L17 85V87H18V89L16 90V91H14V93H13V90H11L10 89V86H11ZM30 84V83H29ZM35 84V83H34ZM138 84V83H137ZM140 84L141 83H139V86H140ZM149 84V83H148ZM166 84H168V83H166ZM165 84V85H166ZM218 84V85H219ZM224 84H225V82H224ZM223 84V85H224ZM257 84V83H256ZM255 83H254V87H256V88H258L260 85L258 84V87H257V85H256ZM134 85V84H133ZM144 85V84H143ZM152 85V84H151ZM150 85V86H151ZM156 85V84H155ZM164 85V84H163ZM163 85H161V88H162V86ZM226 85V84H225ZM27 86V85H26ZM95 86V85H94ZM97 86V85H96ZM149 86V87H150ZM154 86V85H153ZM158 86V85H157ZM31 87V86H30ZM148 87V86H147ZM155 87V86H154ZM163 87V88H164ZM225 87H227V86H225ZM225 87H223V88H225ZM232 87V86H231ZM250 87H252V85L250 86ZM12 88V87H11ZM14 88V87H13ZM16 88V87H15ZM14 88V89H15ZM82 88V87H81ZM126 89V91H122V92H120L121 90H123V89ZM158 88H160V86H158ZM238 88V87H237ZM237 88H236V90H237ZM240 88V87H239ZM260 88L262 89V85L260 86ZM0 89H1V87H0ZM106 89H105V91H106ZM151 89H154V88H152V86H151ZM150 89V90H151ZM156 89V88H155ZM3 90V91H4ZM43 90V91H44ZM74 90V89H73ZM73 90H72V92H73ZM76 90V89H75ZM74 90V91H75ZM79 90H80V88H79ZM96 90V89H95ZM256 89H250L249 88V90H245V93H246V96L248 97V99H249V101H251V103L250 104H253L254 105V110H259L260 109V104H261V99L263 98L262 97V94L259 92V91H255ZM64 91H65V93L66 94H64ZM120 92V93H115V92ZM152 91V90H151ZM224 91H226V90H224ZM223 91V92H224ZM29 92V91H28ZM37 92V91H36ZM97 92V91H96ZM159 92V91H158ZM232 92V91H231ZM243 92V91H242ZM100 93V92H99ZM234 93H235V89H234ZM239 93H241L240 91H239ZM76 94V93H75ZM74 94V95H75ZM82 94V93H81ZM165 94V95H166ZM237 94V93H236ZM243 94H244V92H243ZM242 94V95H243ZM73 95V94H72ZM77 95H79V91H78V94ZM76 95V96H77ZM99 95V94H98ZM234 95V94H233ZM240 96H241V94H239ZM67 96H69V95H67ZM80 96V95H79ZM103 96V95H102ZM236 96V95H235ZM10 97V96H9ZM29 97V96H28ZM47 96H45V95H43L41 92H37V94L35 95V98H33V100L32 101H30V104H37V103H39V102H42V103H45V101L47 100V98H46ZM63 97V96H62ZM70 97H71V95H70ZM78 97V96H77ZM89 97V96H88ZM95 97V96H94ZM167 97V96H166ZM170 97V96H169ZM60 98V97H59ZM69 98V97H68ZM74 99H75V101H76V97H73ZM73 98H72V101H73ZM81 98V97H80ZM83 98V97H82ZM89 98H91V96L89 97ZM221 98H223V97H221ZM225 98V97H224ZM54 99V98H53ZM243 101H244V99L243 98H241ZM240 99V100H241ZM55 100H57V99H55ZM60 100H61V98H60ZM64 100H66V98L64 97ZM71 100V99H70ZM78 101H79V98L77 99ZM86 100V99H85ZM221 100L223 101V99H220L219 101L221 102ZM227 100H229V99H227ZM232 100V99H231ZM234 100V99H233ZM236 100V99H235ZM24 101V102H25ZM28 101H29V99H28ZM62 101V100H61ZM68 101V100H67ZM161 101V100H160ZM237 101V100H236ZM236 101H234V103L236 102ZM242 101V102H243ZM49 102V101H48ZM58 102V101H57ZM64 101H62V103H63ZM69 102V101H68ZM68 102H67V104H68ZM71 102V101H70ZM80 102V101H79ZM228 102V101H227ZM238 102H240V101H238ZM247 102V101H246ZM259 102H260V104H259ZM51 103V102H50ZM61 103V102H60ZM65 103V102H64ZM73 103H76V102H73ZM231 103H232V101H231ZM80 104V103H79ZM218 104V103H217ZM226 104V103H225ZM239 104V103H238ZM52 105V104H51ZM62 105V104H61ZM64 105H66V104H64ZM63 105V106H64ZM69 105V104H68ZM70 105H71V103H70ZM76 105H77V103H76ZM160 105V104H159ZM223 105H224V103H223ZM232 105V104H231ZM234 105V104H233ZM74 106V105H73ZM20 107H21V105H20ZM72 107V106H71ZM218 107H220V105L218 106ZM217 107V108H218ZM223 107V106H222ZM225 107V106H224ZM232 107V106H231ZM227 108H228V106H227ZM238 108V107H237ZM237 108H236V110H237ZM232 109V108H231ZM250 109V108H249ZM54 110V109H53ZM230 110V109H229ZM4 111V110H3ZM12 111H13V109H12ZM11 111V112H12ZM16 111V110H15ZM56 111V110H55ZM220 111H222V108H221V110ZM235 111V110H234ZM240 111H241V109H240ZM6 112V111H5ZM4 112V113H5ZM45 112H47V111H45ZM52 112V111H51ZM54 112V111H53ZM75 112H76V110H75ZM238 112V111H237ZM246 112V111H245ZM248 112V111H247ZM8 113V112H7ZM17 113V112H16ZM125 113H127V114H125ZM220 113V112H219ZM233 113V112H232ZM241 113V112H240ZM258 113V112H257ZM261 113V112H260ZM259 113V114H260ZM28 114V113H27ZM32 114V113H31ZM46 114V113H45ZM226 114V113H225ZM235 114V113H234ZM242 114H243V112H242ZM253 114V113H252ZM255 114V113H254ZM2 115V114H1ZM0 115V116H1ZM52 115H54V114H52ZM13 117H14V114L12 115ZM25 116V115H24ZM47 116H48V113H47ZM50 116V115H49ZM73 116H74V114H73ZM243 116V115H242ZM241 116V117H242ZM246 117L245 118H247V113H246V115H245ZM22 118H24L23 116H21ZM68 117H70L69 115H68ZM221 117V116H220ZM223 117V116H222ZM244 117V116H243ZM17 118V117H16ZM26 118V117H25ZM72 118H74V117H72ZM72 118H71V120H72ZM75 118H77V116L75 117ZM231 118H232V116H231ZM238 118H240V117H238ZM4 119V118H3ZM9 119V118H8ZM50 119V118H49ZM225 119V118H224ZM45 120V119H44ZM48 120V119H47ZM13 121V120H12ZM223 121V120H222ZM240 121V120H239ZM21 122V121H20ZM45 122V121H44ZM43 122V123H44ZM48 122H49V120H48ZM54 122V121H53ZM70 122H72V121H70ZM245 122V121H244ZM14 123V122H13ZM23 123V122H22ZM46 123V122H45ZM55 123H58V122H55ZM162 124L163 123V126L161 125V126H159L158 127V129H154V127L157 125V124ZM175 123V122H174ZM7 124V123H6ZM17 124H18V121H17ZM21 124V123H20ZM50 124V123H49ZM52 124H54V123H52ZM60 124V123H59ZM58 124V125H59ZM129 124V125H130ZM178 124V123H177ZM188 124V125H187ZM227 124V123H226ZM40 125V124H39ZM45 125V124H44ZM1 126V125H0ZM19 126V125H18ZM28 126V125H27ZM36 126H38V125H36ZM68 126V125H67ZM109 126V125H108ZM180 126H181V124H180ZM220 126H224V127H222V128H220ZM44 127V126H43ZM51 127V126H50ZM58 127V126H57ZM60 127V126H59ZM58 127V128H59ZM110 127V126H109ZM228 127V126H227ZM37 128V127H36ZM53 128H55V127H53ZM68 128V127H67ZM180 128V127H179ZM39 129V128H38ZM2 130V129H1ZM3 130H5V129H3ZM37 130V129H36ZM41 130V129H40ZM44 130H46V129H44ZM51 130V129H50ZM52 130H54V129H52ZM59 130V129H58ZM227 130H228V128H227ZM27 131V130H26ZM30 131V130H29ZM34 131V130H33ZM32 131V132H33ZM107 131H108V129H107ZM224 131V130H223ZM53 132V131H52ZM51 132V133H52ZM58 132H60V131H58ZM185 132H187V131H185ZM29 133V132H28ZM27 133V134H28ZM54 133V132H53ZM140 133V132H139ZM55 134V133H54ZM58 133H56L55 135H57ZM191 134V135H192ZM8 135V134H7ZM17 135V134H16ZM41 135V134H40ZM44 135V134H43ZM47 135H48V133H47ZM127 135V134H126ZM125 135V136H126ZM181 135V134H180ZM188 134H186V136H187ZM223 134H221V136H222ZM225 135H227V134H225ZM22 136V135H21ZM27 136V135H26ZM59 136V135H58ZM28 137V136H27ZM47 137V136H46ZM56 137V136H55ZM149 137V136H148ZM188 137V136H187ZM223 137V136H222ZM226 137V136H225ZM229 137V136H228ZM12 139L13 137H8V139ZM28 138H30V137H28ZM130 138V137H129ZM141 138V137H140ZM150 138V137H149ZM227 138V137H226ZM230 138V137H229ZM38 139V138H37ZM41 139H43V138H41ZM56 139V138H55ZM122 139V138H121ZM124 140H125V138H123ZM127 139V138H126ZM19 140H20V138H19ZM123 140V141H124ZM128 140V139H127ZM200 140V139H199ZM221 140V139H220ZM219 140V141H220ZM224 140V139H223ZM229 140V139H228ZM21 141V140H20ZM33 141V140H32ZM102 142H105L106 140L105 139H102L101 140ZM158 141V140H157ZM197 141H198V139H197ZM196 141V142H197ZM205 141H207V140H205ZM159 142V141H158ZM178 142V141H177ZM214 142V141H213ZM228 142V141H227ZM163 143V142H162ZM218 143V142H217ZM235 143V142H234ZM233 143V144H234ZM211 144V143H210ZM215 144H216V142H215ZM214 144V145H215ZM220 144L222 145V141L220 142ZM219 144V145H220ZM227 144V143H226ZM4 145V144H3ZM19 145V144H18ZM152 144H150V141H147V140H139V141H135V142H128V145H127V147H125L124 145H122V146H120V142H112L111 144H105V149H106V153H109L110 154V160L111 161H114L115 159H118V160H120V163L119 164H121L122 165V167H126V166H133V168H135V169H138V168H140V165H138L137 163H135V164H127V162H126V159L128 158V157H130V156H132V155H134V156H138V159H143V158H145L146 156H148V158H149V155L151 154V153H153V152H155V150L153 151V148H152V146H151ZM212 145V144H211ZM218 145V144H217ZM220 145V146H221ZM228 145V144H227ZM235 145H237V143L235 144ZM30 146V145H29ZM191 146V145H190ZM189 146V147H190ZM203 146V145H202ZM213 146V145H212ZM211 146V147H212ZM229 146V145H228ZM231 146V145H230ZM5 147H6V145H5ZM156 147V146H155ZM208 147V146H207ZM206 147V148H207ZM211 147L209 148V149H211ZM227 147V146H226ZM160 147H158L157 149H159ZM176 148H178V147H176ZM203 148V147H202ZM205 148V149H206ZM222 148V147H221ZM28 149H29V147H28ZM232 149V148H231ZM6 150H8V148L6 149ZM11 150H13V149H11ZM16 150V149H15ZM14 150V152H17V151H15ZM115 150H119V152L118 151H115ZM160 150V149H159ZM220 151V150H219ZM9 152V151H8ZM11 152V151H10ZM13 152V153H14ZM1 153V152H0ZM157 153V152H156ZM214 153V152H213ZM17 154H18V152H17ZM209 154H211V153H209ZM7 155V154H6ZM13 155V154H12ZM14 155H16V154H14ZM180 155V154H179ZM4 156V155H3ZM17 156H19V155H17ZM26 157V156H25ZM15 158V157H14ZM2 159V158H1ZM24 159V158H23ZM26 159V158H25ZM4 160V159H3ZM11 160H14V159H11ZM16 160V159H15ZM26 160H28V158L26 159ZM30 160V159H29ZM28 160V161H29ZM146 160V159H145ZM19 162V161H18ZM24 162V161H23ZM180 162H182V160L180 161ZM21 163V162H20ZM30 163V162H29ZM28 163V164H29ZM115 163V162H114ZM183 163V162H182ZM13 164V163H12ZM12 164H10V163H0V178H3V184H5V182L7 181V178L9 177L10 178V176L11 177H13V175H15L16 173V171L15 170H17V169H14L13 168V165ZM25 164H26V162H25ZM144 164H146V163H144ZM209 164V163H208ZM244 164V163H243ZM250 164V163H249ZM15 165V164H14ZM32 165H33V163H32ZM31 165V166H32ZM213 165V164H212ZM145 166H147V165H145ZM249 166V165H248ZM18 167V166H17ZM209 167H211V166H209ZM27 168V167H26ZM31 168V167H30ZM145 168V167H144ZM250 168V167H249ZM255 168V167H254ZM141 170V169H140ZM146 170H147V168H146ZM248 169H246V171H247ZM250 170V169H249ZM18 171H19V173L22 175V177H25V179H27V178H29L28 176V171H24V170H19L18 169ZM142 171V170H141ZM15 174H14V173ZM31 172V171H30ZM34 172V171H33ZM133 172V171H132ZM135 172V171H134ZM146 172V171H145ZM35 173V172H34ZM144 173V172H143ZM38 175V174H37ZM41 176V175H40ZM137 176V175H136ZM139 176V175H138ZM18 178H19V176H17ZM35 177V176H34ZM36 177H38V176H36ZM132 177V176H131ZM251 177V176H250ZM38 178H40V177H38ZM149 178V177H148ZM253 178V177H252ZM16 179V178H15ZM29 180V179H28ZM39 180H41V178L39 179ZM2 180H0V182H1ZM14 181V180H13ZM22 181V180H21ZM31 181V180H30ZM134 181V180H133ZM39 182V181H38ZM26 183V182H25ZM2 184V185H3ZM22 183H19L18 181L17 182H8V187L9 188H12L13 189V191L14 190H18L22 185H21ZM135 184H136V186L137 187H143V188H145L144 190H143V192H146V190H151L149 187H147L149 184H148V181L147 180H145V179H137L136 181H135ZM153 184V183H152ZM57 185V184H56ZM151 186V185H150ZM153 186H154V184H153ZM4 187V186H3ZM264 188V187H263ZM12 189H7V187H6V189L5 190H8L7 192L5 191V196L7 195H9L8 193H12V192H10V191H12ZM16 190V191H17ZM3 191V190H2ZM20 191V190H19ZM142 192V191H141ZM15 193H17V192H14L13 194H15ZM25 193V192H24ZM261 193V192H260ZM259 193V194H260ZM264 192H262L261 194H263ZM12 194V195H13ZM27 194H28V192H27ZM25 195V194H24ZM231 196H232V198H234V199H238L237 198V195H236V193L235 192H233V193H231L230 194ZM264 196V195H263ZM7 198V197H6ZM16 199H17V197H16ZM252 199V198H251ZM7 200V199H6ZM5 200V201H6ZM9 200V199H8ZM7 200V201H8ZM15 200V199H14ZM18 200H19V198H18ZM142 201H146L145 199H141V200H139V202H140V204L142 203ZM12 202V201H11ZM16 202V201H15ZM252 202H253V204H254V210L255 209H257V210H259V208H261V207H263L264 206V200L263 201H261L260 200V198L258 199V197H256V195H255V197L252 199ZM252 202H251V204H252ZM9 203V202H8ZM16 203H18V202H16ZM150 203H151V201H150ZM150 203L147 201V203H143V204H141V205H143V207H147V206H149L150 205ZM4 205L6 204V203H3ZM83 204V203H82ZM252 204V205H253ZM14 205V204H13ZM16 205V204H15ZM78 205H80V203L78 204V203H74L73 204V207L74 208H76V206H78ZM10 206V205H9ZM16 206H14L13 207V209H16L17 210V207L15 208ZM231 207V206H230ZM252 207V206H251ZM4 208V207H3ZM6 208H7V206H6ZM5 208V209H6ZM10 207H8V209H9ZM31 208V207H30ZM33 208H35V207H33ZM10 209H12V208H10ZM36 210L38 209V208H35ZM39 210H40V212L37 210V212H39V213H41V212H43V213H45L44 212V210H42V208L40 209L39 208ZM234 210V209H233ZM262 210V209H261ZM14 211V210H13ZM27 211V210H26ZM250 211H251V209H250ZM5 212V211H4ZM23 212V211H22ZM27 212H29V216H33L32 215V213L30 212V211H27ZM35 210L33 211V214L34 215H36L35 213H37V212H35ZM242 212V211H241ZM2 213V212H1ZM1 213H0V215H1ZM6 213V212H5ZM20 213H21V211H20ZM242 213H244V212H242ZM31 214V215H30ZM38 214V213H37ZM240 214V213H239ZM239 214H238V216H239ZM261 214V213H260ZM19 215H21V214H19ZM24 215V214H23ZM27 214L25 213V216H26ZM40 215H43V214H39V216ZM253 215V214H252ZM257 215V214H256ZM22 216V215H21ZM24 216V217H25ZM28 216V215H27ZM121 216V215H120ZM119 216V217H120ZM246 215H244V217H245ZM1 217V216H0ZM252 217V216H251ZM241 218H243V217H241ZM248 218V217H247ZM255 219H259V218H254V220ZM240 221V220H239ZM35 223V222H34ZM34 223L32 224V226L34 225ZM40 223V222H39ZM38 223V224H39ZM143 223H145V222H143ZM138 224V223H137ZM240 224V223H239ZM37 225V224H36ZM44 227V226H43ZM133 227V226H132ZM55 228V227H54ZM58 228V227H57ZM27 229V228H26ZM36 227L34 226V227H29L27 230H29V231H31V232H33V231H36ZM46 229V228H45ZM45 231V230H44ZM43 232V231H42ZM263 233V232H262ZM30 234H32V235H34L33 233H30ZM40 234H42L41 232H40ZM253 234V233H252ZM260 234H261V232L259 233H255L254 232V234L253 235H255V236H257V237H260ZM224 235V234H223ZM230 235H234V236H236V233H231ZM238 235V234H237ZM262 235H264V234H262ZM34 236H36V234L34 235ZM65 236H66V234H65ZM143 236V235H142ZM240 236V235H239ZM250 236V235H249ZM252 236V235H251ZM250 236V237H251ZM27 237H31V235L29 236V235H27ZM145 237V236H144ZM32 238V237H31ZM263 238H264V236H263ZM24 239H26V238H24ZM23 239V240H24ZM144 239V238H143ZM29 240V239H28ZM259 240V239H258ZM20 242V244H23L21 241H19ZM24 242H26V241H24ZM63 243H65V242H63ZM168 244H170L169 242H168ZM257 244L258 245H262V241H260V242H257ZM65 245V244H64ZM63 245V246H64ZM71 245V244H70ZM24 246V245H23ZM62 246V247H63ZM170 246V245H169ZM26 247V246H25ZM60 247V246H59ZM64 247H66V246H64ZM63 247V248H64ZM68 247V246H67ZM87 247V246H86ZM22 248V247H21ZM73 248V247H72ZM19 249H20V247H19ZM24 249H26V248H24ZM27 249H28V246H27ZM92 249V248H91ZM11 250V249H10ZM30 250H31V248H30ZM72 250H75V249H72ZM231 250L233 251V252H238L239 254H242V256L244 257V259L249 263V264H260L261 262L259 261V259H258V257L255 255V254H253V252L251 251V249L247 246V244L244 242V239H242L241 240V242H239L238 244H235V245H233V247L231 248ZM12 251V250H11ZM14 251V250H13ZM12 251V252H13ZM25 251V250H24ZM23 251V252H24ZM63 251V250H62ZM61 251V252H62ZM67 251V250H66ZM69 251V250H68ZM173 251V250H172ZM10 252V251H9ZM8 252V253H9ZM15 252V251H14ZM18 252V251H17ZM33 252V251H32ZM73 252V251H72ZM76 252V251H75ZM74 252V253H75ZM85 252H87V251H85ZM89 252V251H88ZM94 252V251H93ZM153 252V251H152ZM11 253V252H10ZM27 253V252H26ZM35 253V252H34ZM66 253V252H65ZM78 253V252H77ZM95 253V252H94ZM126 253H128V252H126ZM161 253V252H160ZM159 253V254H160ZM164 253V252H163ZM171 253V252H170ZM20 254V253H19ZM27 254H29V253H27ZM27 254H24V255H19V262H20V264H46V262H38V263H35V262H32L33 260V258L30 256V254H29V256L27 255ZM36 254V253H35ZM72 254V253H71ZM130 254V253H129ZM149 254H150V252H149ZM18 255V254H17ZM73 255V254H72ZM77 255V254H76ZM99 255H101V254H99ZM153 255V254H152ZM158 255V254H157ZM166 255H168V254H166ZM173 255V254H172ZM174 255H176V254H174ZM184 255V254H183ZM258 255V254H257ZM16 256V255H15ZM87 256V255H86ZM101 256H103V255H101ZM133 256V255H132ZM135 256V255H134ZM144 256V255H143ZM159 256V255H158ZM169 256H170V254H169ZM17 257V256H16ZM38 257H40V256H38ZM60 257V256H59ZM61 257H62V255H61ZM85 257V256H84ZM165 257V256H164ZM168 257V256H167ZM189 257V256H188ZM41 258V257H40ZM181 258V257H180ZM260 258V257H259ZM35 259V258H34ZM155 259V258H154ZM11 260H13V258L11 259ZM18 260V259H17ZM43 260H44V258H43ZM48 260V259H47ZM60 260V259H59ZM83 260V259H82ZM88 260V259H87ZM96 260H97V262H98V264H104L103 262H104V256L103 257H97L96 258ZM137 260V259H136ZM152 260V259H151ZM151 260L149 261V262H151ZM188 259H185V261L184 260H182V259H178V258H163V257H161V258H158L157 259V261H156V264H185V263H187L188 261H187ZM39 261V260H38ZM45 261H46V259H45ZM62 261V260H61ZM134 261V260H133ZM141 261V260H140ZM139 261V262H140ZM238 261V260H237ZM47 262H49V260L47 261ZM64 262V261H63ZM96 262V263H97ZM136 263V262H135ZM75 264H77L76 262H75ZM79 264V263H78ZM137 264V263H136ZM190 264H198L197 262H190Z\"/></svg>",
	"mask_w": 264,
	"mask_h": 264
}]
</instances>
